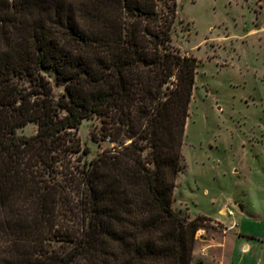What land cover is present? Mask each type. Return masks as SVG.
I'll return each mask as SVG.
<instances>
[{
  "label": "trees",
  "instance_id": "1",
  "mask_svg": "<svg viewBox=\"0 0 264 264\" xmlns=\"http://www.w3.org/2000/svg\"><path fill=\"white\" fill-rule=\"evenodd\" d=\"M177 12L0 0V264H192L208 217L173 208L198 67L171 44ZM95 116L118 146L83 161Z\"/></svg>",
  "mask_w": 264,
  "mask_h": 264
},
{
  "label": "rangeland",
  "instance_id": "2",
  "mask_svg": "<svg viewBox=\"0 0 264 264\" xmlns=\"http://www.w3.org/2000/svg\"><path fill=\"white\" fill-rule=\"evenodd\" d=\"M177 2L171 44L195 56L198 67L173 208L188 219L208 217L192 264H218L213 240L230 223L244 221L245 229L264 233V0ZM44 74L59 97L64 88L54 72ZM37 130L29 123L18 133ZM77 134L88 150L83 161L118 146L103 134L99 116L83 120ZM233 262L230 253L226 264Z\"/></svg>",
  "mask_w": 264,
  "mask_h": 264
},
{
  "label": "crops",
  "instance_id": "3",
  "mask_svg": "<svg viewBox=\"0 0 264 264\" xmlns=\"http://www.w3.org/2000/svg\"><path fill=\"white\" fill-rule=\"evenodd\" d=\"M234 223L229 224L220 241L213 240L216 249H212V252L218 254V264H226L230 253L234 256L233 264H264V233L245 229L244 221ZM230 237L236 239L233 241V249H227Z\"/></svg>",
  "mask_w": 264,
  "mask_h": 264
},
{
  "label": "built area",
  "instance_id": "4",
  "mask_svg": "<svg viewBox=\"0 0 264 264\" xmlns=\"http://www.w3.org/2000/svg\"><path fill=\"white\" fill-rule=\"evenodd\" d=\"M226 214H229V215H233V211L232 210H229L226 212ZM203 232V230H200L197 234H196V238L200 239L201 237V233Z\"/></svg>",
  "mask_w": 264,
  "mask_h": 264
}]
</instances>
